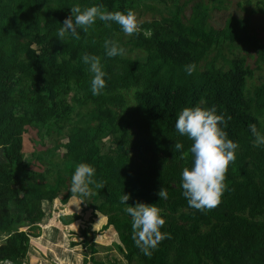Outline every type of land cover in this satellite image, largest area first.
<instances>
[{
	"label": "trees",
	"instance_id": "16d2710c",
	"mask_svg": "<svg viewBox=\"0 0 264 264\" xmlns=\"http://www.w3.org/2000/svg\"><path fill=\"white\" fill-rule=\"evenodd\" d=\"M146 1L0 0V261L25 263L30 235L21 227L33 228L50 216L47 208L53 198L62 203L71 197L85 199L70 188L75 167L88 163L95 169L94 181L104 185H90L88 195L94 209L107 216L100 229L113 232L114 245L128 264H264V145H254L249 128L255 123L264 133L258 118L264 83L248 97L244 85L252 69L244 60L224 59L226 67L218 65L224 41L257 49L264 60V43L248 31L247 19L215 29L208 24V7L199 16L195 5L188 23L181 18L179 0H171L166 15L143 21L126 42L119 25L99 19L87 33L78 28L79 39L70 32L63 41L58 38L76 4H103L109 11L126 12ZM259 11L264 15V7ZM106 39L121 45L125 54L107 57ZM212 50L215 55L207 60ZM131 51L138 54L130 57L126 53ZM84 54L99 56L106 73L99 95L92 94L93 73L83 62ZM150 61L156 63L145 71ZM191 63L196 70L188 75L185 66ZM132 84L137 86L136 104L121 113L124 98L116 89ZM198 105L215 106L227 122L220 125L227 138L239 145L221 203L210 211L190 207L181 186L182 170L193 162L192 141L176 131L175 123L184 107ZM104 138L115 146L114 156L102 152ZM46 142L51 147L41 154L39 146ZM175 142L184 148L176 151ZM55 151L63 158L51 162L54 171L45 165L47 178L53 172L50 184L40 175L43 160ZM182 153H187L185 158ZM162 187L168 196L161 200L157 193ZM123 194H130L133 206L138 201L156 204L166 220L161 231L168 238L150 257L132 239L131 218L124 211L128 205L120 203ZM180 209L181 222H171L169 215ZM59 219L70 225L80 215L67 213ZM89 228H81L85 245ZM89 249L95 253L93 245ZM90 261L104 264L92 257Z\"/></svg>",
	"mask_w": 264,
	"mask_h": 264
},
{
	"label": "clouds",
	"instance_id": "9594fccd",
	"mask_svg": "<svg viewBox=\"0 0 264 264\" xmlns=\"http://www.w3.org/2000/svg\"><path fill=\"white\" fill-rule=\"evenodd\" d=\"M71 15L64 20L63 27L58 30V38L63 41L67 33L79 39L78 28L85 33L99 19L110 26L108 22H114L122 29L125 35L137 34L140 24L134 10L109 11L103 4L81 6L76 4L71 8ZM104 49L107 57H116L124 53V49L111 39L104 41ZM83 62L89 65V71L93 73L91 79V91L93 95H99L105 88V75L102 70L100 57L97 55L84 54ZM196 70L195 63L185 66V71L191 75ZM228 119H231L230 117ZM227 124L222 115L217 114L215 106L205 109L201 106L184 107L179 113L175 123L176 131L192 141L190 153L193 156L191 167L182 170L183 196L190 207L198 210H212L220 203L226 189V178L231 162L236 159L238 143L228 139V134L221 128V124ZM255 137L254 145H264V133H261L255 123L249 125ZM184 145L175 142L174 149L181 151ZM187 153H182L185 158ZM95 169L88 163H80L75 167L71 177L70 192L75 195L88 196L91 194L90 185L103 188V183H97L93 177ZM157 195L167 199V190L162 187ZM130 194L120 196V203L128 206L124 211L131 218L132 239L140 250L151 256L152 250L158 244L168 238V234L161 231L166 220L161 215V210L156 204L137 202L134 206L128 203Z\"/></svg>",
	"mask_w": 264,
	"mask_h": 264
},
{
	"label": "rangeland",
	"instance_id": "374dc122",
	"mask_svg": "<svg viewBox=\"0 0 264 264\" xmlns=\"http://www.w3.org/2000/svg\"><path fill=\"white\" fill-rule=\"evenodd\" d=\"M164 3L157 2L156 0H147L144 5L141 4L134 10L137 14L139 24L143 21H151L153 19H159L162 15L167 14L165 6L171 4V0H164ZM185 0H179V6H183L181 12V18L184 22L189 23V19L194 13L193 7L198 5V12L200 16L203 11V7H208V24L212 28H224L226 29L229 24L238 23L241 19H247L246 28L249 32L254 33L255 37L264 43V15L260 13L259 8L264 7V0H223L222 3H212L211 0H194L184 4ZM152 6L148 8L146 6ZM160 10V12L158 11ZM84 31L82 28H80ZM122 41H128L131 36L125 35L122 31ZM121 44V43H120ZM121 46V45H120ZM33 48V47H32ZM34 49V48H33ZM33 49L29 50L31 52ZM216 50H212L208 55L207 60H211L215 55ZM125 54V53H123ZM128 56L133 57L138 54L135 51L126 53ZM222 59L219 60L218 65H224V59L240 58L243 59L252 69V75L246 79L244 85V93L248 97H253L255 89L264 83V60L260 59V52L257 49L247 47L246 45L234 42L230 44L228 41H224L221 44ZM156 61H150L145 64V71H148L154 66ZM119 62H115L118 66ZM205 61L201 62L199 69H203ZM224 67H226L224 65ZM137 88L136 85H129L124 88H117L116 90L122 94L124 102L120 107V112L130 109L136 103L134 100V91ZM72 94L69 95L68 100L72 101ZM264 100V97H263ZM91 101H88V105H91ZM125 113V112H124ZM260 122L264 125V108L258 115ZM34 131L31 132V136L34 137ZM46 145L50 146V142H46ZM44 147V146H42ZM39 146V150L42 149ZM102 152L109 156L116 154L115 146L108 138L102 140ZM52 171L53 168H51ZM48 172L46 167L43 168L40 179L45 182L48 180L46 177ZM30 184H28L29 187ZM94 203L91 202L89 196H85L84 200H80L77 197H71L66 203H62L60 199L53 198L51 205H48L47 214L43 220L33 228L22 226L21 229L25 230L30 235V245L27 251L25 263L22 264H93L90 261V257L95 261L102 262L104 264H118V259H122L121 252L118 251L117 246L114 245L113 232L110 230L102 231L101 225L107 220V216L103 215L99 211L94 209ZM80 215V219L71 223L70 225L63 224L59 216L67 213H76ZM182 209L177 210L175 213L170 214L168 219L171 222H181L178 215ZM89 226L90 235H88V244L85 245L82 241L81 228ZM202 230H207L208 227H201ZM92 233L94 235H92ZM4 234H0V243L3 242ZM93 245L95 253L89 249V246ZM90 254H92L90 256ZM118 257V258H117ZM191 257V256H190ZM86 259V262L83 261ZM0 264H12L8 261H0Z\"/></svg>",
	"mask_w": 264,
	"mask_h": 264
},
{
	"label": "crops",
	"instance_id": "0c3cea01",
	"mask_svg": "<svg viewBox=\"0 0 264 264\" xmlns=\"http://www.w3.org/2000/svg\"><path fill=\"white\" fill-rule=\"evenodd\" d=\"M42 146H44V147H42ZM41 147H42V149L40 150V153L41 154H44L45 152H47L46 150L48 149V147H51V145L50 146H48V145H42ZM62 158H63V156H62V153H58V152H54L53 154H51L49 157H48V160L46 159H44L43 160V163H44V167H45V165L47 166V165H49L50 167H52V168H54V165L52 164L51 165V162L52 163H54V162H60L61 160H62ZM55 169V168H54ZM54 179H53V172L50 174V176L48 177V180H46V181H48L50 184H53L52 182H54L53 181ZM50 205H51V203H50ZM88 235H90V234H88ZM92 235H94L93 233H92ZM88 240H90V239H88ZM93 254V253H92ZM92 254H90V256L92 255ZM122 254V253H121ZM122 256V261H121V259L119 258L118 259V264H128V261L123 257V255H121ZM118 258V257H117ZM95 260V259H94ZM117 264V263H116Z\"/></svg>",
	"mask_w": 264,
	"mask_h": 264
}]
</instances>
